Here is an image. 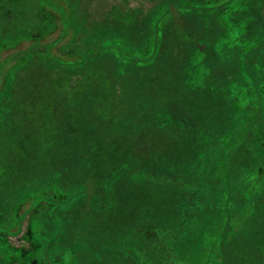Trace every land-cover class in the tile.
I'll list each match as a JSON object with an SVG mask.
<instances>
[{
	"label": "rangeland",
	"instance_id": "obj_1",
	"mask_svg": "<svg viewBox=\"0 0 264 264\" xmlns=\"http://www.w3.org/2000/svg\"><path fill=\"white\" fill-rule=\"evenodd\" d=\"M0 215V264H264V0H0Z\"/></svg>",
	"mask_w": 264,
	"mask_h": 264
},
{
	"label": "trees",
	"instance_id": "obj_2",
	"mask_svg": "<svg viewBox=\"0 0 264 264\" xmlns=\"http://www.w3.org/2000/svg\"><path fill=\"white\" fill-rule=\"evenodd\" d=\"M232 31L235 35V38H238V41L240 38L243 39L242 44H247L250 42V39L247 38V36L245 34L243 36H239L234 30H232ZM79 41H81V40L78 38L77 43H80ZM80 45L82 46V49L84 52H87V53L91 52L90 54L88 53L87 58L85 60L92 59L93 55H97L98 57L97 56L96 57L98 59L100 58V56L98 54L101 52H99V51H103V50H100V47L102 45L101 39H96V40H93L91 42L89 41L88 43L81 42ZM125 57L126 56H124V55L119 56L120 59L125 58ZM36 58L37 57L33 56L32 61L35 60ZM31 64H32V62H30L29 65L31 66ZM25 65H27V64H25ZM55 67H57V66H55ZM65 193L66 192H59V193L55 192L50 198V196H48V197L46 196L45 191L34 192L33 206L31 205L33 208H30V210H29V212H30L29 222L31 224H33L34 222L41 221V219H42L41 214H42V212H44L46 210L48 213H53L54 209L56 207H59V204L64 202L63 198L66 195ZM2 218H9V217L7 215H0V223H3L4 219L2 220ZM57 239L55 242H56V245L59 247ZM11 250L12 249L8 248L6 250V252L8 254L14 255V257L16 258L17 264H42V262H45L47 264H57V262H54V261L50 262V258H49L50 254L44 250V245H43L42 249H40V250L37 249V246H34L33 248H31V250H29L27 252H23L20 250H14V251H11ZM58 251H60V248ZM58 255L59 256H57V257L60 258V253ZM28 257L29 258L33 257V258L29 259Z\"/></svg>",
	"mask_w": 264,
	"mask_h": 264
}]
</instances>
